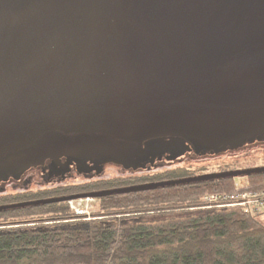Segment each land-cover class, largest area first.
Listing matches in <instances>:
<instances>
[{
    "label": "water",
    "instance_id": "1",
    "mask_svg": "<svg viewBox=\"0 0 264 264\" xmlns=\"http://www.w3.org/2000/svg\"><path fill=\"white\" fill-rule=\"evenodd\" d=\"M177 137L195 153L264 135V0H0V157L42 134ZM264 173L237 168L0 210Z\"/></svg>",
    "mask_w": 264,
    "mask_h": 264
},
{
    "label": "trees",
    "instance_id": "2",
    "mask_svg": "<svg viewBox=\"0 0 264 264\" xmlns=\"http://www.w3.org/2000/svg\"><path fill=\"white\" fill-rule=\"evenodd\" d=\"M264 165V156L177 165L112 178L99 186L159 181ZM264 187V173L246 176ZM237 177L157 186L98 198L92 211L69 201L0 210V264H264V220L239 206H204ZM48 188L0 194V204L67 193Z\"/></svg>",
    "mask_w": 264,
    "mask_h": 264
},
{
    "label": "flooded vegetation",
    "instance_id": "3",
    "mask_svg": "<svg viewBox=\"0 0 264 264\" xmlns=\"http://www.w3.org/2000/svg\"><path fill=\"white\" fill-rule=\"evenodd\" d=\"M256 140L258 142L264 140V135L236 143L233 148L237 149ZM192 153L191 145L177 137L151 139L147 143L139 144L97 132L52 130L42 134L25 147L0 157V191H4L9 185H12L13 188H16L17 185H23L24 190H31L30 186L37 182L55 183L50 188H74L67 193L52 196L119 187L129 184L99 185L110 181L112 178L120 180L123 177L142 174L143 171L153 168L155 164L159 165L162 161L173 163L177 158L181 159ZM260 165L262 164L240 168ZM107 167H115L129 173L120 176H106ZM134 172L139 173L135 174ZM72 176L74 178L84 176L89 179L70 181ZM91 198L98 199L99 197ZM79 212L89 211L80 209Z\"/></svg>",
    "mask_w": 264,
    "mask_h": 264
},
{
    "label": "rangeland",
    "instance_id": "4",
    "mask_svg": "<svg viewBox=\"0 0 264 264\" xmlns=\"http://www.w3.org/2000/svg\"><path fill=\"white\" fill-rule=\"evenodd\" d=\"M264 140H261L258 142V140L254 142H250L247 144H244L240 146L239 148H227L222 151L218 152H201V153H195L193 151L192 154L186 155L185 157L179 159L177 158L176 161H173L171 163L170 161H162L159 165L155 164L153 168H150L148 170L143 171L150 172V171H156L163 168H170L177 165H194V164H200V163H215L217 161L221 160H228V159H243V158H249V157H256V156H264ZM106 176H120L122 174H128L129 172H123L121 170H118L115 167H107L106 168ZM142 172V171H141ZM135 174L139 172H134ZM247 175H241L237 176L240 183L248 182ZM88 177L79 176L78 178H74L73 176L70 178V181H78V180H88ZM57 184V183H56ZM51 185H55V183H45V182H37L30 186L31 191L39 190V189H45L50 188ZM25 187L23 185H17L16 188H13L12 185H9L4 191H0L1 193H10V192H18V191H26L24 190ZM28 189V187H27ZM98 202V199H93L91 197H85L80 199H72L69 200V203L71 204V207L76 211H80V209H84L85 211H92L93 206ZM259 217L264 220V212L259 215Z\"/></svg>",
    "mask_w": 264,
    "mask_h": 264
},
{
    "label": "built area",
    "instance_id": "5",
    "mask_svg": "<svg viewBox=\"0 0 264 264\" xmlns=\"http://www.w3.org/2000/svg\"><path fill=\"white\" fill-rule=\"evenodd\" d=\"M234 184V191L204 194V206H239L252 212L264 210V187H250L249 182L240 183L238 178Z\"/></svg>",
    "mask_w": 264,
    "mask_h": 264
}]
</instances>
